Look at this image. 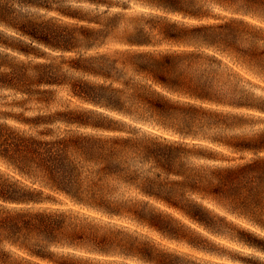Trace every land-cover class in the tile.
I'll return each mask as SVG.
<instances>
[{
    "label": "trees",
    "instance_id": "1",
    "mask_svg": "<svg viewBox=\"0 0 264 264\" xmlns=\"http://www.w3.org/2000/svg\"><path fill=\"white\" fill-rule=\"evenodd\" d=\"M0 264H264V0H0Z\"/></svg>",
    "mask_w": 264,
    "mask_h": 264
},
{
    "label": "rangeland",
    "instance_id": "2",
    "mask_svg": "<svg viewBox=\"0 0 264 264\" xmlns=\"http://www.w3.org/2000/svg\"><path fill=\"white\" fill-rule=\"evenodd\" d=\"M64 93H61L59 95V97L63 96ZM125 223L129 224L131 227H133L134 229H138L141 232V235H144V237L141 236V240L143 239H147L146 237L149 238V240L152 241H160V237L153 231L149 230L147 227H145L144 225H141L140 227H138L134 222H131L130 220H124ZM146 236V237H145ZM169 243V242H168ZM171 246H176L175 243L171 244L169 243Z\"/></svg>",
    "mask_w": 264,
    "mask_h": 264
}]
</instances>
